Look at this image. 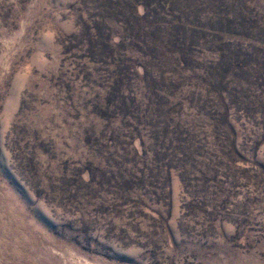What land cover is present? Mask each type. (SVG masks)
<instances>
[{"label": "rangeland", "instance_id": "obj_1", "mask_svg": "<svg viewBox=\"0 0 264 264\" xmlns=\"http://www.w3.org/2000/svg\"><path fill=\"white\" fill-rule=\"evenodd\" d=\"M0 264H264V0H0Z\"/></svg>", "mask_w": 264, "mask_h": 264}]
</instances>
